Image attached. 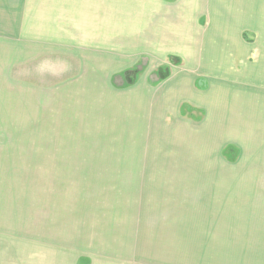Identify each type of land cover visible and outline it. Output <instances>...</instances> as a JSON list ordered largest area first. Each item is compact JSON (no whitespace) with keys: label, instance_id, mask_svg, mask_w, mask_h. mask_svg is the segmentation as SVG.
<instances>
[{"label":"rangeland","instance_id":"rangeland-1","mask_svg":"<svg viewBox=\"0 0 264 264\" xmlns=\"http://www.w3.org/2000/svg\"><path fill=\"white\" fill-rule=\"evenodd\" d=\"M33 21L25 32L36 31ZM9 24L3 20L0 33L16 31ZM3 36L0 264H264V210H256L264 206L252 200L239 204L241 211L235 204L242 191L248 202L252 195L235 181L246 166L250 172V157L225 154L236 149L235 132L215 147L174 124L177 117L150 121L153 95L173 87L176 98L184 91L180 81L197 68L175 72L171 60L158 68L131 69L120 64L132 61L118 60L74 68L58 51L57 36ZM159 72L166 75L161 80ZM68 157L106 163L46 162ZM208 157L218 176L204 182L199 204L191 197L195 181L185 178L204 170L197 162ZM153 184L163 185L161 200L152 194L140 204L139 194L151 193L145 185ZM174 193L183 196L177 205ZM210 196L225 199L224 206L208 211Z\"/></svg>","mask_w":264,"mask_h":264},{"label":"crops","instance_id":"crops-1","mask_svg":"<svg viewBox=\"0 0 264 264\" xmlns=\"http://www.w3.org/2000/svg\"><path fill=\"white\" fill-rule=\"evenodd\" d=\"M0 3L3 5L0 27L3 20H9V29L16 30L2 32L0 36H57L58 51L69 54V67L84 66L82 62L99 66L95 62L100 60L105 62L102 66H115L113 62L118 60L132 61L120 64L131 69L158 68L171 60L172 64L177 62L170 64L175 72L180 68H197L195 76L187 70L190 80L180 81L184 91L178 92L176 98L173 87L169 94L164 91L166 87L153 95L154 114L150 121L156 115L177 117L179 121L174 124L192 131L194 139L209 141L215 147L226 145L221 142L226 140L227 132H235L236 149L226 148L225 154L231 149L229 156L233 155L234 161L243 152L250 157V172L246 166L247 171L237 174L235 181L237 189L244 186L252 192L250 202L242 191L239 196L242 201L235 204L240 210L243 202L252 205V200L264 206V186L258 184L259 178L264 180V0H1ZM33 20L36 31L25 32V27L32 28ZM42 41L56 43L48 38ZM62 54L60 58L65 59ZM211 143L208 146H213ZM82 158L88 161L68 157L46 162L106 163L93 157ZM197 163L205 166L204 170L192 171L195 174L185 179L195 181L191 197L201 204L206 196L205 183L208 180L214 183L218 170L214 169V157ZM147 177L160 179L156 174ZM145 187L151 193L146 195L142 191L140 204L144 196L152 194L161 200L164 191L159 184ZM172 198L177 205L183 196L174 193ZM211 198L208 204L212 207L208 211H218L219 205L224 206L225 199L215 202L216 198ZM256 210L263 211L264 207Z\"/></svg>","mask_w":264,"mask_h":264},{"label":"water","instance_id":"water-1","mask_svg":"<svg viewBox=\"0 0 264 264\" xmlns=\"http://www.w3.org/2000/svg\"><path fill=\"white\" fill-rule=\"evenodd\" d=\"M136 74H137V70H136L135 73H133V79H136V77H135ZM165 76H166V75H164L163 72H159L158 76L156 75V77H157L158 80H159V79H160V80L163 79ZM132 82H133V81H132ZM119 85H121V83H120Z\"/></svg>","mask_w":264,"mask_h":264},{"label":"trees","instance_id":"trees-1","mask_svg":"<svg viewBox=\"0 0 264 264\" xmlns=\"http://www.w3.org/2000/svg\"><path fill=\"white\" fill-rule=\"evenodd\" d=\"M230 150V153L232 152V150L231 149H229ZM84 262L85 263H88L89 261L88 260H86V259H84Z\"/></svg>","mask_w":264,"mask_h":264}]
</instances>
